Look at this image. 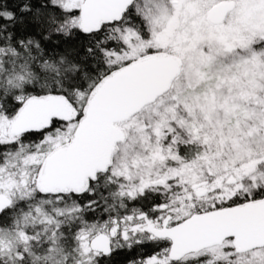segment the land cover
Wrapping results in <instances>:
<instances>
[{"label":"snow or ice","instance_id":"snow-or-ice-1","mask_svg":"<svg viewBox=\"0 0 264 264\" xmlns=\"http://www.w3.org/2000/svg\"><path fill=\"white\" fill-rule=\"evenodd\" d=\"M0 264H264V0H0Z\"/></svg>","mask_w":264,"mask_h":264}]
</instances>
